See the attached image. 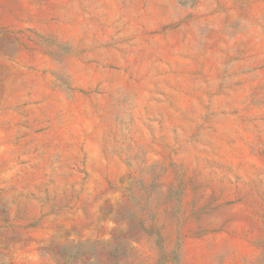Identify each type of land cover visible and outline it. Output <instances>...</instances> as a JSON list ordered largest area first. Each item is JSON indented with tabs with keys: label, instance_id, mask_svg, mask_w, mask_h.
<instances>
[{
	"label": "rangeland",
	"instance_id": "obj_1",
	"mask_svg": "<svg viewBox=\"0 0 264 264\" xmlns=\"http://www.w3.org/2000/svg\"><path fill=\"white\" fill-rule=\"evenodd\" d=\"M0 264H264V0H0Z\"/></svg>",
	"mask_w": 264,
	"mask_h": 264
}]
</instances>
